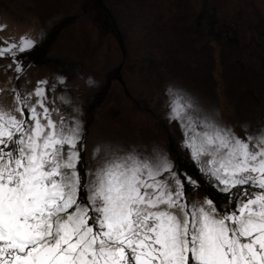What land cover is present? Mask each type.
<instances>
[{"label": "snow or ice", "instance_id": "snow-or-ice-1", "mask_svg": "<svg viewBox=\"0 0 264 264\" xmlns=\"http://www.w3.org/2000/svg\"><path fill=\"white\" fill-rule=\"evenodd\" d=\"M32 47L24 36L0 57ZM47 83L0 104V264H264V126L239 134L194 117L191 99L168 90L182 147L221 191L237 189L231 211L211 199L190 208L185 182L196 180L182 179L166 155L98 146L100 167L78 170L80 123L47 106Z\"/></svg>", "mask_w": 264, "mask_h": 264}, {"label": "rangeland", "instance_id": "rangeland-1", "mask_svg": "<svg viewBox=\"0 0 264 264\" xmlns=\"http://www.w3.org/2000/svg\"><path fill=\"white\" fill-rule=\"evenodd\" d=\"M182 5L191 11L187 22L194 30L189 34V43L195 46L192 54L197 60L210 59L216 76L211 81H204L195 58L186 53L183 56L175 46L174 29ZM75 24L86 33L78 35L68 51L60 46L65 50L62 54L55 45ZM93 25L103 37V49L114 47V65L109 69L101 62L92 38ZM0 27V47L19 44L24 36L34 41L30 50L0 57V65H4L0 94L6 95L12 107L14 92L27 94L22 81L30 71H35L29 75L30 83L36 78L38 87L39 81H47V106L58 109L66 120L80 123L83 148L78 170L94 172L100 167L103 159L94 155L98 146H110L119 155L133 149L145 157L159 153L171 160L182 179L190 176L196 180V186L185 182V201L190 208L204 205L207 199L220 213L235 208L237 189L227 192V202L216 203L186 171L194 166L205 182L218 191L223 188L191 159L190 150L182 147L185 136L181 124L168 120V90L191 99L198 109L197 114L192 113L194 117L211 115L239 134L245 129L254 131L264 122V0H0ZM205 40L212 42L209 48H204ZM66 57L68 60L63 59ZM89 73L97 80L86 97L84 75ZM113 87L119 89L122 103L108 101ZM62 97L70 103H64ZM82 99L88 103L79 109L80 114L75 100ZM204 99L211 100L208 106ZM221 100L226 102L223 109ZM178 158L183 167H179Z\"/></svg>", "mask_w": 264, "mask_h": 264}, {"label": "bare ground", "instance_id": "bare-ground-1", "mask_svg": "<svg viewBox=\"0 0 264 264\" xmlns=\"http://www.w3.org/2000/svg\"><path fill=\"white\" fill-rule=\"evenodd\" d=\"M182 7H183V5H182ZM90 12V11H89ZM91 13V12H90ZM89 13V14H90ZM190 13H191V11H190V8L188 9L187 7H183L182 9H180V11H179V15H178V19H177V25H176V28L174 29L175 30V34H176V36H175V46H177V48H178V50H180L179 52H181V51H183L181 54L184 56V54L186 53V55H190V56H192L193 58H195L194 56H193V54H192V52L195 54V51H194V49H195V46L194 45H192V44H190L189 43V40H190V38L191 37H189V34H191L194 30H193V28L191 27V25H189L188 24V22H187V17L190 15ZM87 17H89V16H87ZM86 20V19H85ZM90 22V21H89ZM91 24H94V23H92L91 22ZM95 25V24H94ZM93 25V26H94ZM88 32V31H87ZM86 33V31H83L82 29H76V24L72 27V28H70L69 30H67L66 32H64L63 34H62V36H61V38L59 39V41L57 42V44L55 45V47L57 48H59L60 46L62 47H64V49L66 50V51H68L69 49H70V47H72V45H73V43L77 40L76 39V37H78V35L80 36L81 34H85ZM87 36V35H86ZM81 37V36H80ZM94 37V42H96V45H97V48L99 49V54H100V58H101V62H103V63H105V65H107L108 67V69H109V67L111 66V64H113L114 65V62L112 61V55H111V52L113 51V49H114V47L113 46H111L110 47V49H107V50H105V49H103V47L101 46L102 45V35H101V33L99 32V30H98V28H97V26H94V33L92 34V38ZM205 43H204V48H209V46L211 45V41H209V40H205L204 41ZM56 48H55V52H56ZM105 48V47H104ZM59 49H61V48H59ZM174 49V48H173ZM185 49H187V50H185ZM61 50H63V49H61ZM65 50H63V53L62 54H65L64 53V51ZM54 51V50H53ZM73 51V50H72ZM74 52V51H73ZM178 52V51H177ZM53 53V52H52ZM81 53V52H80ZM179 54V53H178ZM53 55H55L54 57H56V53L54 54L53 53ZM74 55V54H73ZM180 55H178V57H179ZM183 56L181 57L182 59H183ZM181 58L179 59V60H181ZM187 58V57H186ZM191 58V57H190ZM193 58H191V60L192 61H190V60H188L187 59V62L188 61H190V63H192L193 62ZM63 59H67V57L66 58H63ZM70 59V58H69ZM196 60H197V58H195ZM68 60V59H67ZM151 60L152 61H154L155 60V57H153V56H151ZM184 60V59H183ZM156 63V62H155ZM181 63V62H180ZM180 63H178V64H180ZM196 63H198V66L200 67V69L203 71V79H204V81H205V79L207 80V81H211L212 79H214V78H216V76H215V74L212 72V67H211V61H210V59L209 58H206V59H204V58H198V60H197V62ZM177 64V65H178ZM181 64H183V61H182V63ZM189 64V63H188ZM193 65H197V64H193ZM3 66L4 65H0V69L1 68H3ZM156 66V65H155ZM187 65L185 64V67H186ZM112 67V66H111ZM157 67H158V65H157ZM156 67V68H157ZM181 67V66H180ZM192 67V66H191ZM193 68V67H192ZM198 68V67H197ZM197 68H195V69H197ZM217 68V67H216ZM188 69H189V67H188ZM201 70H199V71H201ZM189 71H190V69H189ZM195 71V70H194ZM197 71V70H196ZM188 72V71H187ZM186 72V73H187ZM33 73V75H34V73H35V71H30L25 77H24V79H23V81H22V87H23V89L27 92V93H30V92H32L36 87H37V80H36V78H35V80L32 82V83H30L29 81H28V79L30 78L29 77V75H31ZM67 73V75H68V77H70V78H72V76H71V74L70 73H68V72H66ZM185 73V74H186ZM192 74H193V72H191ZM189 74V73H188ZM188 74H187V76H188ZM5 75V74H4ZM57 76H58V73L56 74ZM60 75V74H59ZM61 76H62V74H61ZM186 76V75H185ZM184 76V77H185ZM35 77V76H34ZM63 78H64V76H62ZM66 78H67V76H65ZM84 77H85V81H86V83H85V81H84V96H88V94L89 93H91L94 89V86H95V82H96V80H97V78H96V75L94 74V73H89V74H86V75H84ZM190 77V76H189ZM54 78H56V77H54ZM76 78V77H75ZM83 78V77H82ZM38 79V78H37ZM65 79V78H64ZM69 79V78H68ZM68 79H66V80H68ZM74 79V78H73ZM6 80V79H5ZM70 80V79H69ZM83 80H84V78H83ZM82 80V81H83ZM75 81H78V78H77V80H75ZM89 81H91L92 83H89ZM67 83H68V81H66ZM71 82V81H70ZM69 82V83H70ZM73 82V81H72ZM4 83V82H3ZM3 83H1V84H3ZM72 84H74V83H72ZM71 85V84H70ZM185 86V85H184ZM178 87V86H177ZM203 89H204V87H203ZM183 91H185V90H183ZM110 100H108V101H114V102H117V103H119V102H121V100H122V96H121V93H120V91H119V89L118 88H116V87H113L112 89H111V91H110ZM86 97H85V99H86ZM207 97H208V95H207ZM34 98L35 97H33L32 99L34 100ZM85 99H82V100H75L76 101V110L77 111H79V109H83V107H85L86 106V104L88 103V100H85ZM205 101H206V104H205V106H208L209 105V102L211 101L210 99H204ZM48 101V100H47ZM196 101V100H195ZM122 103V102H121ZM197 103V102H196ZM195 103V104H196ZM202 103H203V101H202ZM205 103V102H204ZM203 103V104H204ZM226 102H225V100H221L220 101V105H221V107H222V109L223 108H225L226 107V104H225ZM0 104H2L4 107H6V108H9V107H11V105H10V103H9V100L7 99V97H6V95L4 94V93H1L0 94ZM199 104H201V103H199ZM125 106H127V105H125ZM124 106V107H125ZM199 108V110H200V107H198ZM205 108V107H204ZM207 109V108H206ZM198 110V109H197ZM263 110V109H262ZM80 112V114H81V110L79 111ZM78 112V113H79ZM196 113V112H195ZM197 114V113H196ZM200 114H201V111H200ZM193 115V114H192ZM204 115V114H203ZM196 117V116H195ZM200 117H202V116H200ZM262 126H264V122H262L261 124H259V125H257V127H256V129H258V128H260V127H262ZM255 129V130H256Z\"/></svg>", "mask_w": 264, "mask_h": 264}, {"label": "trees", "instance_id": "trees-1", "mask_svg": "<svg viewBox=\"0 0 264 264\" xmlns=\"http://www.w3.org/2000/svg\"><path fill=\"white\" fill-rule=\"evenodd\" d=\"M108 16V15H106ZM113 32V30H111ZM178 165L179 167H183V163L181 159L178 158ZM186 171L191 173L192 175L195 176V178L198 180L200 185L203 187V189L207 192V194L216 202V203H221V202H227L229 200V194L227 192H222L216 190L214 187L209 185L207 182H205L199 175L198 171L194 166L192 167H187ZM232 206L235 205L234 200L231 201Z\"/></svg>", "mask_w": 264, "mask_h": 264}]
</instances>
